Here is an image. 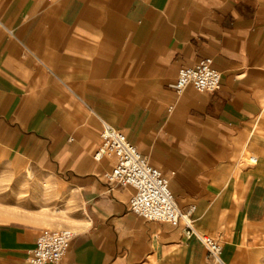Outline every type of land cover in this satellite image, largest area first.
<instances>
[{
	"label": "crops",
	"instance_id": "crops-1",
	"mask_svg": "<svg viewBox=\"0 0 264 264\" xmlns=\"http://www.w3.org/2000/svg\"><path fill=\"white\" fill-rule=\"evenodd\" d=\"M207 58L220 90L175 91ZM103 122L195 208L223 264H264V0H0V152L55 207L52 221L0 222V264H30L59 229L75 233L60 264H208L196 237L134 215V190L106 182Z\"/></svg>",
	"mask_w": 264,
	"mask_h": 264
},
{
	"label": "built area",
	"instance_id": "built-area-1",
	"mask_svg": "<svg viewBox=\"0 0 264 264\" xmlns=\"http://www.w3.org/2000/svg\"><path fill=\"white\" fill-rule=\"evenodd\" d=\"M221 73L214 67L212 59H203L196 66L182 68L173 84L177 92L192 85L198 92L215 93L220 90ZM102 143L94 154L97 162L112 161V167L104 174L112 187L132 188L134 194L129 207L134 215L148 221L167 222L183 229L187 238L196 237L207 250L208 264H223L222 243L200 233L195 225V208L180 209L168 186V178L152 167L138 149L128 141L126 135L103 122ZM255 163L257 158L249 156ZM75 233L70 229L45 230L38 237L28 258L30 264H60L65 258Z\"/></svg>",
	"mask_w": 264,
	"mask_h": 264
},
{
	"label": "rangeland",
	"instance_id": "rangeland-1",
	"mask_svg": "<svg viewBox=\"0 0 264 264\" xmlns=\"http://www.w3.org/2000/svg\"><path fill=\"white\" fill-rule=\"evenodd\" d=\"M15 158L0 152V222L55 220L51 186L35 171L21 169ZM52 229V228H48Z\"/></svg>",
	"mask_w": 264,
	"mask_h": 264
}]
</instances>
